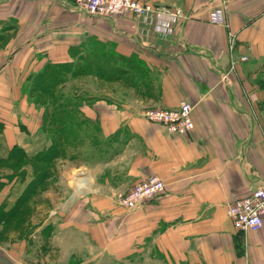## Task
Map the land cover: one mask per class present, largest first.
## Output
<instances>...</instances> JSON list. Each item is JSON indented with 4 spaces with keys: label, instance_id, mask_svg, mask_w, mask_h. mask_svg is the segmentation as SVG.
<instances>
[{
    "label": "crops",
    "instance_id": "obj_1",
    "mask_svg": "<svg viewBox=\"0 0 264 264\" xmlns=\"http://www.w3.org/2000/svg\"><path fill=\"white\" fill-rule=\"evenodd\" d=\"M141 1L152 6L146 19L93 16L70 0H0V264H264V221L241 230L226 214L264 187V0ZM218 7L224 25L209 21ZM89 59L114 60L122 74L67 81V93L87 98L66 119L65 151L16 230L21 214L3 221L1 213L32 168L11 181L6 158L14 148L31 158L58 136L31 79L48 64ZM180 100L193 105L188 133L143 115ZM153 174L161 195L119 204Z\"/></svg>",
    "mask_w": 264,
    "mask_h": 264
},
{
    "label": "built area",
    "instance_id": "obj_2",
    "mask_svg": "<svg viewBox=\"0 0 264 264\" xmlns=\"http://www.w3.org/2000/svg\"><path fill=\"white\" fill-rule=\"evenodd\" d=\"M76 8L98 17H114L132 12L145 19L152 12V6L141 0H70ZM209 21L224 25L225 13L222 7L215 8L209 14ZM225 78V76H224ZM193 105L180 100L174 107L148 108L144 117L153 123L164 126L170 134H185L194 128ZM165 185L158 175H150L135 184L119 198V204L125 209L142 206L146 201L156 198L164 192ZM226 214L235 227L241 230H257L264 221V187L258 186L253 192L237 198L227 205Z\"/></svg>",
    "mask_w": 264,
    "mask_h": 264
},
{
    "label": "trees",
    "instance_id": "obj_3",
    "mask_svg": "<svg viewBox=\"0 0 264 264\" xmlns=\"http://www.w3.org/2000/svg\"><path fill=\"white\" fill-rule=\"evenodd\" d=\"M83 62L87 63L89 69L87 68V70L84 69L82 71L79 69L73 70L74 76L95 73L101 78L106 77L111 79L122 74L123 68L116 64V62L113 60L100 62L99 60L89 59ZM74 63H65L59 65L48 64L46 67H44L42 72L31 79V84L29 87L30 95L33 97L36 103H39V101L36 99V95L34 94L35 92L33 91L36 90L38 93L47 95L48 101L46 102V105H42L44 107V120L49 126H52L56 131H58V136H53L52 143L44 148L40 154L32 156L31 158L24 156V154L18 148H14L10 156L6 158L7 161H9V166L14 168L13 170H19L22 165L29 164L32 168V175L25 189L19 195L9 213H1V215L3 214V217H1L3 218V221H9V219L12 220L15 216L17 217L19 214H21L19 218L17 217V221L15 223L16 226H19L22 224L24 219H27L28 214L22 213L24 203L28 202L32 197H34L42 188H45L46 182L52 174V167L54 166L55 159L62 155L65 151L66 130L67 128L71 127L70 124H67L66 119L76 117H74V111H71V107L69 106L70 101L61 99L58 94V87L63 82L61 80L62 77L61 74H59V71L63 68L70 67ZM90 68H92L93 71L90 70ZM48 69H50V75H48L47 82H38L37 80L43 78ZM50 102L55 106L49 111L47 105H50ZM70 113L73 114V117L69 115ZM67 114L69 116H67ZM19 175L25 176V172L19 171Z\"/></svg>",
    "mask_w": 264,
    "mask_h": 264
},
{
    "label": "rangeland",
    "instance_id": "obj_4",
    "mask_svg": "<svg viewBox=\"0 0 264 264\" xmlns=\"http://www.w3.org/2000/svg\"><path fill=\"white\" fill-rule=\"evenodd\" d=\"M114 61V60H113ZM105 62V61H104ZM263 67H264V63H263ZM87 68L89 69V66L87 65V63H85V62H83V61H76L73 65H71L70 67H66V68H63L62 70H60L59 71V74H61V77H62V83H61V85L58 87V94H59V96H60V98L61 99H63V100H67V101H70V103H69V106L71 107V111L73 110L74 111V117H79L80 115H81V113H80V110H79V108H80V105H81V103L83 102V100L84 99H86L87 97L85 96L86 95V93L85 92H82V91H79V89L78 90H75L74 91V95L75 96H72V94H73V92H72V94H71V92H69V93H67V88H66V86H67V81L68 80H71V81H73L72 79H73V77H74V75H73V70H80V71H82V70H84V69H86L87 70ZM51 69V68H50ZM50 69H48L47 71H46V73L44 74V77L43 78H40V79H38L37 81L38 82H41V83H46L47 82V78H48V75H50ZM90 70H92V68H90ZM93 71V70H92ZM75 84H78V86L79 87H82V84L83 83H76L75 82ZM71 87H74L73 86V84H72V86ZM33 92H35L34 94L36 95H34L35 97H36V99L39 101V103L41 104V105H46V102L48 101L47 99V95H45V94H41V93H38L36 90L35 91H33ZM48 107V110L50 111L51 109H53V107L55 106L53 103H51L50 102V105H47ZM261 111H263L262 109H260ZM254 111V115L256 114V115H259V113H258V110H253ZM72 113H70L69 115L71 116V117H73V114ZM68 114H67V116H69ZM61 163V162H60ZM62 163H64V162H62ZM14 168H12V172H11V174H10V179H11V181L12 180H14L15 182H18L19 180H22V179H24V177L25 176H20L19 175V170L18 169H16V170H13ZM29 176H31V174H29ZM17 187V186H16ZM17 191V190H16ZM49 207L46 205V206H44V210H45V212H46V214H47V212H48V210L50 209H48ZM32 212H33V207H32V205H25V207H23V211H22V213H27L28 214V216H27V218L28 217H30L31 216V214H32ZM11 227L13 228V227H15V229L17 230V226H16V224H12L11 225ZM41 242H43L42 244H43V247L44 246H46L47 245V237L46 236H42V241ZM34 244H35V239L34 238H32L31 240H29L28 241V246H34Z\"/></svg>",
    "mask_w": 264,
    "mask_h": 264
}]
</instances>
